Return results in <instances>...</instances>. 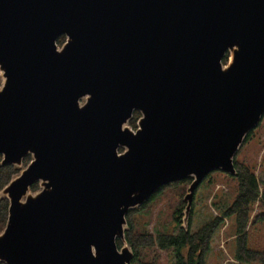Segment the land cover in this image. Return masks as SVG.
<instances>
[{
	"label": "water",
	"instance_id": "water-1",
	"mask_svg": "<svg viewBox=\"0 0 264 264\" xmlns=\"http://www.w3.org/2000/svg\"><path fill=\"white\" fill-rule=\"evenodd\" d=\"M0 73L1 164L22 168L0 260L134 264L131 210L192 178L188 229L208 175L237 174L264 117V0H0Z\"/></svg>",
	"mask_w": 264,
	"mask_h": 264
},
{
	"label": "trees",
	"instance_id": "trees-1",
	"mask_svg": "<svg viewBox=\"0 0 264 264\" xmlns=\"http://www.w3.org/2000/svg\"><path fill=\"white\" fill-rule=\"evenodd\" d=\"M65 36L58 38V45L62 46L65 42ZM228 56L224 58L227 61ZM253 131L248 135H252ZM247 138V139H248ZM244 145V144H243ZM3 156L0 154V192L10 183L14 176L20 173L21 167L6 164L2 165ZM31 160V156H27L23 165L26 166ZM237 174L235 177L238 180V193L232 204L222 210L220 215H217L206 222L197 230L191 229L192 215L189 220V228L183 225V212L177 209L173 213V218L176 221L175 230L173 232L156 230L155 233H150L147 230L139 231L137 229V219L143 210L157 196L164 193V190L176 185H187L192 178L181 181H176L159 189L151 199L131 210L127 214L128 229H126L125 237L128 244L134 250V264H160L159 257L145 260L143 250H152L158 247L162 250L170 252L172 256V264H206L205 256L210 252L214 234L225 223L227 218H235V227L237 234L236 257L241 261V264L251 262L255 259H260L262 252L252 249L248 246V228L251 222V213L253 205L259 201L261 212L255 215L253 222L264 221V189L257 174L246 163L235 159ZM210 176V175H209ZM39 185L35 184L32 190H39ZM9 199L0 197V232H2L7 224L9 215ZM118 245L122 246L123 242L118 239ZM0 264H6L0 260Z\"/></svg>",
	"mask_w": 264,
	"mask_h": 264
},
{
	"label": "rangeland",
	"instance_id": "rangeland-1",
	"mask_svg": "<svg viewBox=\"0 0 264 264\" xmlns=\"http://www.w3.org/2000/svg\"><path fill=\"white\" fill-rule=\"evenodd\" d=\"M2 82L3 80L0 78V86ZM128 126L130 125L128 124ZM236 158L250 166L259 177L262 189H264V117L242 145ZM209 175L197 188L193 199L190 212L192 230L201 228L210 219L220 215L223 209L233 203L238 193V180L232 175L219 170ZM191 181L187 185L171 186L165 189L163 194L158 195L157 199L153 200L138 216L137 229L139 231L147 230L150 233H155L156 230L173 232L176 226L173 213L176 208L181 209L182 212L185 211L187 202H184V197ZM261 211V206L257 201L253 205L251 213L248 246L262 252V256L260 259L245 264H264V221L253 222L255 215ZM236 239L235 218H227L214 234L211 250L205 256L206 264H241V261L236 257ZM143 253L145 260L151 261L153 257L157 256L160 259V264H172L170 252L158 247H154L152 250H143Z\"/></svg>",
	"mask_w": 264,
	"mask_h": 264
},
{
	"label": "flooded vegetation",
	"instance_id": "flooded-vegetation-1",
	"mask_svg": "<svg viewBox=\"0 0 264 264\" xmlns=\"http://www.w3.org/2000/svg\"><path fill=\"white\" fill-rule=\"evenodd\" d=\"M63 36H65V35H63ZM65 38H66V36H65ZM65 41H66V39H65ZM86 102H87V96H85L81 99V103L83 106L85 105ZM141 117H142V113L139 110H134L133 115L131 116V118L128 120V123H127L131 126L132 130L136 131L138 129L139 120ZM120 151H123V149H120ZM36 184H38V183H36Z\"/></svg>",
	"mask_w": 264,
	"mask_h": 264
}]
</instances>
